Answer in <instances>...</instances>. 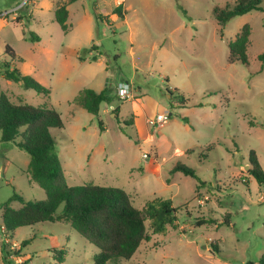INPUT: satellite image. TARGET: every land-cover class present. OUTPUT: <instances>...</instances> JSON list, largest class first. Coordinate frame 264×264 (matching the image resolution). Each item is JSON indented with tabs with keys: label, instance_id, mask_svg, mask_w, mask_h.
Instances as JSON below:
<instances>
[{
	"label": "rangeland",
	"instance_id": "obj_1",
	"mask_svg": "<svg viewBox=\"0 0 264 264\" xmlns=\"http://www.w3.org/2000/svg\"><path fill=\"white\" fill-rule=\"evenodd\" d=\"M64 1L0 0V66L12 60L50 94L1 74L0 91L14 102L47 104L61 113L64 127L51 132L70 185L122 188L141 210L154 198L172 200L174 225L154 234L147 220L150 240L118 264H259L264 184L246 166L255 150L264 169V61L257 60L264 52V12L235 16L221 27L214 7L236 0H78L68 5L65 32L55 20ZM119 6L122 16L115 13ZM246 23L252 28L249 65L229 63V44ZM7 46L15 59L6 55ZM93 56L101 62L88 61ZM120 83L132 86V97L120 99ZM84 88L117 95L94 115L73 103ZM175 90L191 104L181 103ZM149 98L169 118L152 126L154 115H147L135 127L137 110L147 108ZM29 163L28 153L0 141V264L3 248L10 264H94L99 249L64 220L25 226L14 235L2 229L1 204L14 191L26 201L46 199L26 173ZM177 163L194 169L198 179L173 171ZM25 240L29 244L19 249Z\"/></svg>",
	"mask_w": 264,
	"mask_h": 264
},
{
	"label": "trees",
	"instance_id": "obj_2",
	"mask_svg": "<svg viewBox=\"0 0 264 264\" xmlns=\"http://www.w3.org/2000/svg\"><path fill=\"white\" fill-rule=\"evenodd\" d=\"M78 0H66L55 9V20L65 32L69 30L68 5ZM264 0H236L216 5L214 17L219 26L225 27L235 16L252 11H262ZM115 13L122 16L119 6ZM252 28L246 23L237 34L236 39L229 44L228 62L249 65L248 50L251 45ZM6 55L15 59L17 54L11 46H7ZM93 56L91 61H96ZM264 61V52L257 56ZM0 74L8 81H13L25 89H33L38 93L49 96L50 90L37 79L23 74L12 65V60H4L0 66ZM180 102L190 103V98L178 90ZM104 88L97 92L90 88L82 89L74 98L73 103L91 114L98 115L102 104H110L115 96ZM121 99V98H120ZM101 129L103 122L99 120ZM64 122L61 113L47 104L31 105L14 102L6 91H0V141L12 143L30 156L29 167L26 171L30 181L36 182L46 194L45 200H24L14 191V194L4 203L2 209V227L6 234L14 235L16 230L25 226H35L41 223H52L64 220L73 230L89 243L95 245L99 252L94 255V264H118L120 260H129L138 251L144 241L150 240L146 221L154 234H165L169 225L177 220L178 209L172 200L154 198L149 200L144 208L138 209L132 203L130 195L122 188L104 186L92 182L80 185H70L56 149V140L51 129H62ZM212 143L206 148L208 153L214 149ZM194 150H189V153ZM248 163L251 168L248 174L253 175L260 184H264V169L255 150L249 153ZM173 171H180L186 176L197 178L194 169L181 163L174 165ZM198 179V178H197ZM14 201L21 206L15 207ZM224 222L229 223L226 219ZM30 240L21 243L19 249L25 248ZM5 247V246H4ZM214 252L220 253L219 246L212 245ZM20 250L14 251L19 255ZM10 252L3 248L4 264H10ZM65 251H59L58 260H64ZM246 264H255L248 262ZM259 264H264V256Z\"/></svg>",
	"mask_w": 264,
	"mask_h": 264
},
{
	"label": "crops",
	"instance_id": "obj_3",
	"mask_svg": "<svg viewBox=\"0 0 264 264\" xmlns=\"http://www.w3.org/2000/svg\"><path fill=\"white\" fill-rule=\"evenodd\" d=\"M86 60V59H84ZM91 61V60H88ZM93 62H101L100 59L98 58L96 61ZM76 97V96H75ZM74 97V98H75ZM149 102V106L147 108L144 107H140L137 110V114L135 117V127H142V117H146L147 115H155L157 113H162L165 112V108L164 106H162L160 103H158L157 101H155L154 99L149 98L148 99ZM141 134H143L144 136L146 135V132L143 131ZM63 165V164H62ZM64 168V167H63ZM158 171H156V174L161 175V168L157 169ZM250 170V169H249ZM66 175V174H65ZM89 183V182H88ZM104 186H110V185H104ZM173 203V202H172ZM174 206V205H173Z\"/></svg>",
	"mask_w": 264,
	"mask_h": 264
},
{
	"label": "built area",
	"instance_id": "obj_4",
	"mask_svg": "<svg viewBox=\"0 0 264 264\" xmlns=\"http://www.w3.org/2000/svg\"><path fill=\"white\" fill-rule=\"evenodd\" d=\"M131 90H132V86L128 83H120L117 92L120 98L122 99H126L131 96ZM169 118V114L166 112H162V113H157L155 114L152 118L148 119L149 124H151L152 126L154 125H162L164 124ZM143 157L145 159H148L150 156L148 153H145L143 155ZM0 175H1V165H0ZM3 230H5L4 227H2ZM16 243H14V245L12 247H15Z\"/></svg>",
	"mask_w": 264,
	"mask_h": 264
},
{
	"label": "water",
	"instance_id": "obj_5",
	"mask_svg": "<svg viewBox=\"0 0 264 264\" xmlns=\"http://www.w3.org/2000/svg\"><path fill=\"white\" fill-rule=\"evenodd\" d=\"M251 168L250 164L246 166V171H249V169Z\"/></svg>",
	"mask_w": 264,
	"mask_h": 264
}]
</instances>
